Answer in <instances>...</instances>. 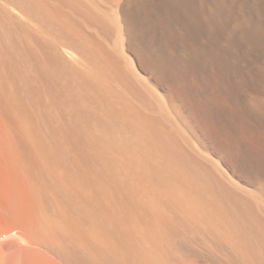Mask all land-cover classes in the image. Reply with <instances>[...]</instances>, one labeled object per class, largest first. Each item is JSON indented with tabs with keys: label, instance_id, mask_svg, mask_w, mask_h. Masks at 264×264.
Here are the masks:
<instances>
[{
	"label": "bare ground",
	"instance_id": "1",
	"mask_svg": "<svg viewBox=\"0 0 264 264\" xmlns=\"http://www.w3.org/2000/svg\"><path fill=\"white\" fill-rule=\"evenodd\" d=\"M225 97L264 128V0H0V264H264Z\"/></svg>",
	"mask_w": 264,
	"mask_h": 264
},
{
	"label": "rangeland",
	"instance_id": "2",
	"mask_svg": "<svg viewBox=\"0 0 264 264\" xmlns=\"http://www.w3.org/2000/svg\"><path fill=\"white\" fill-rule=\"evenodd\" d=\"M156 97H157V99L161 100L160 97H158V96H156ZM221 101H222V103H221ZM228 103H229V105L231 104L232 106L229 107ZM218 105L224 111L225 110L227 111V114L225 111V114H226L225 126L219 120L207 121L205 124V130L208 132V133L206 132L207 134L210 133L209 134L210 139L208 141L209 143H207L208 147H206L207 146L206 142H194L192 140H189V144L191 145L192 151L197 158H199L200 160L204 161L207 164L212 161V163H209V165L211 167H213L215 171H217L222 176H225V179L227 180V182L231 181V182L235 183L234 179L230 176V174H231L230 171H233V170L234 171H237V170L241 171L242 165H245L248 167H254L255 165L256 166L258 165L259 167H261L264 170V133H263L264 128L256 125L255 123H253L249 120L239 119L238 117H240L239 116L240 115V109L238 110L239 106L233 100L225 97V100H219L218 101ZM236 105H237V107H236ZM232 107L235 108V111H234V108H232ZM236 108H237V110H236ZM229 113H231L232 115ZM235 116L238 118V121H237V119H235ZM227 120L230 122L228 123ZM245 121H247L249 124L247 122L245 123ZM241 124H243V125H241ZM233 125H234V127H232ZM241 126L242 127L244 126V127L242 128ZM227 127H228V129H227ZM220 128H223V130H225V131H223L222 129L220 130ZM241 129H242V131H241ZM232 130H236V131L233 132ZM237 131H239V132H237ZM228 133H229V135H228ZM230 133L232 136L230 135ZM235 133L240 134V135L237 136V135H235ZM224 134L226 136H224ZM241 134H242V137H241ZM229 137H231V140ZM239 138H241V140ZM234 141H236V142H234ZM216 147H218V148H216ZM211 148H213V149H211ZM228 148H229V150H228ZM217 149H220L219 152L217 151ZM225 149H227V150H225ZM215 150H216V152H215ZM224 152H226V153H224ZM234 152H236V153H234ZM232 166L233 167L235 166L236 170ZM227 171H229L230 173H228Z\"/></svg>",
	"mask_w": 264,
	"mask_h": 264
}]
</instances>
